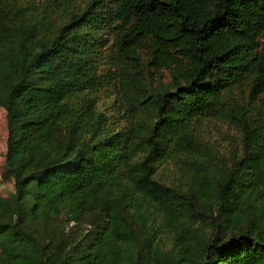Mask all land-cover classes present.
<instances>
[{
    "label": "trees",
    "instance_id": "16d2710c",
    "mask_svg": "<svg viewBox=\"0 0 264 264\" xmlns=\"http://www.w3.org/2000/svg\"><path fill=\"white\" fill-rule=\"evenodd\" d=\"M51 10L0 0L13 185L0 196V264H143L126 249L150 203L176 232L148 264H264V0H88L59 23ZM107 32L113 54L97 74ZM141 52L173 72V89L149 87ZM103 83L111 114L96 104ZM203 117L233 125L239 150L216 156L195 132ZM162 158L175 182L156 176ZM87 216L86 246L40 233Z\"/></svg>",
    "mask_w": 264,
    "mask_h": 264
},
{
    "label": "rangeland",
    "instance_id": "374dc122",
    "mask_svg": "<svg viewBox=\"0 0 264 264\" xmlns=\"http://www.w3.org/2000/svg\"><path fill=\"white\" fill-rule=\"evenodd\" d=\"M22 4L37 7L39 10L45 4L47 8H52L50 14L51 18L59 23L66 18V14L70 11L81 10L88 0H20ZM103 45L98 50L97 74L103 72L110 65V58L113 51L110 48L113 40V35L108 32L102 33ZM142 64L147 74V81L149 87L155 91L159 89H173V72L166 68H154L146 66L147 56L145 52H141ZM115 90L109 88L107 84L103 83L97 88L96 99L98 110L111 114L115 111ZM5 91L0 94V196L5 197L13 191L12 181L5 174L7 171V162L5 155V141L7 137V124L5 119V110L2 105ZM195 132L200 136L203 144L210 147L216 156H228L231 150L236 148L239 150V134L233 125L225 121L213 118H200L195 124ZM178 166L172 163V160L162 158L157 163L156 176L160 180L167 183L175 182L179 173ZM132 224L137 231L138 236L136 241L129 243L127 247V254L131 256L133 261L143 264H148V257L150 256V247H155L160 253L167 254L172 249L173 236L176 230L170 229L167 218L164 213L156 207L154 203L147 206L145 218L131 217ZM146 219V220H145ZM144 221V222H143ZM92 217H85L77 224L71 221L67 224L59 222H51L40 230L43 237H51L53 240H61L67 237L70 244L80 243L82 246L88 245L94 236L92 233L95 228ZM143 223V224H142ZM145 225L144 228H140ZM64 226V227H63ZM180 226L177 227L179 231ZM205 231L200 235L201 240H205L212 231L210 225L204 227ZM63 230V232H62ZM94 231H96L94 229ZM87 234V235H85ZM150 239V244L148 240ZM118 248L124 250L126 244L118 242ZM201 245V243H200ZM181 247H175L173 252L176 254L180 252ZM182 264H194L191 261Z\"/></svg>",
    "mask_w": 264,
    "mask_h": 264
}]
</instances>
